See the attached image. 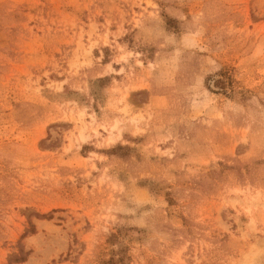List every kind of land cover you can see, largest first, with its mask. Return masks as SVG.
Here are the masks:
<instances>
[{"label":"rangeland","instance_id":"1","mask_svg":"<svg viewBox=\"0 0 264 264\" xmlns=\"http://www.w3.org/2000/svg\"><path fill=\"white\" fill-rule=\"evenodd\" d=\"M0 264H264V0H0Z\"/></svg>","mask_w":264,"mask_h":264}]
</instances>
